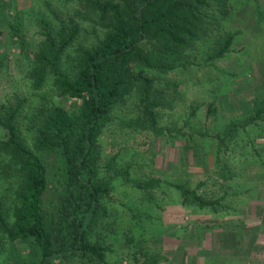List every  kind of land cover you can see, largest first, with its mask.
<instances>
[{
	"label": "trees",
	"instance_id": "trees-1",
	"mask_svg": "<svg viewBox=\"0 0 264 264\" xmlns=\"http://www.w3.org/2000/svg\"><path fill=\"white\" fill-rule=\"evenodd\" d=\"M233 9H237L234 0H76L72 9H52L50 16L40 17L42 47L30 51L26 46L31 86L41 89L51 80L55 94L76 100L79 106L72 112L60 101L43 98L33 112L39 132L30 143L17 122L27 99L15 107L3 104L10 111H0V127L5 130L0 138V264H121L123 258L119 263L107 260L115 249L105 239L120 223L117 217L109 220L117 178L157 207L153 189L166 182L185 207L215 212L234 208L228 191L227 197L208 198L186 181L134 177L130 167L106 163L102 173L98 161L103 128L121 104L131 103L128 119L122 122L127 128L149 129L168 142L181 138L196 157L199 145L206 148L214 140L215 158L224 170L240 166L230 161L234 158L230 145L240 147L237 139L242 133L254 131L264 137V94L254 97L251 110L231 117L217 133L207 126L219 108L209 104L203 108V132L187 131V119L181 127L166 129L160 124L162 111L174 109L184 98L177 81H160L163 73L208 66L233 51L238 31L223 20ZM11 26L14 37L26 44L21 18ZM199 107H193V113ZM202 153L207 164L210 152L202 149ZM48 156L57 165L51 172L56 185L50 201ZM130 208L131 218L140 226V206ZM134 260L129 264L159 262L142 245Z\"/></svg>",
	"mask_w": 264,
	"mask_h": 264
},
{
	"label": "rangeland",
	"instance_id": "rangeland-1",
	"mask_svg": "<svg viewBox=\"0 0 264 264\" xmlns=\"http://www.w3.org/2000/svg\"><path fill=\"white\" fill-rule=\"evenodd\" d=\"M234 3L237 9L223 19L225 26L238 31L233 51L208 66L163 73L160 81H177L184 97L178 99L174 109L162 111L163 128L184 126L187 119L190 124L185 126L187 131L203 132L206 129L203 108L209 104L219 108L217 114L212 113L207 126L209 132L217 133L231 117L238 118L251 110L254 97L264 94V0H258L261 8L255 0H234ZM75 4L76 0L69 3L67 0H0V111L6 114L10 109L3 108V104L15 107L27 99L17 122L30 143L39 132L33 112L43 98L60 101L72 112L79 106L78 101L55 94L51 80L41 89L32 88L26 50V46L30 51L42 47L41 16H50L52 9L67 11ZM17 17L23 22L21 33L26 44L14 37L11 24ZM83 25L86 27L87 23ZM130 104H121L113 121L103 128L98 148L102 173L106 172V163L119 169L130 167L134 177L160 176L163 181H186L189 187L197 188L208 198L227 197L228 191V198L233 197L236 203L228 210L196 211L182 205L179 193L162 182L153 189L157 207L141 198L142 194L133 186L117 178L113 200L109 201L115 214L109 220L117 217L120 223L115 233L105 237L107 243H114L115 249L107 260L119 263L123 258L121 264L133 263L134 253L142 245L148 256L158 258V264H264V137L254 131L242 133L237 139L240 147H234L236 143L230 145L234 151L230 161L240 166L236 165L234 171L230 165L229 172L224 170L223 163L216 161L214 140L206 148L199 145L200 157H196L194 149L187 148L188 143L181 138L168 142L164 135L149 129L127 128L122 122L128 119ZM196 106L200 107L193 113ZM4 135L5 130L0 127V138ZM197 139L202 141L201 136ZM202 149L210 152L207 164ZM48 159L51 173L57 165L53 158L48 156ZM51 174L52 190L46 196L49 201L56 185V177ZM136 205L141 208L140 226L131 218L130 207ZM138 257L146 260L141 254Z\"/></svg>",
	"mask_w": 264,
	"mask_h": 264
}]
</instances>
